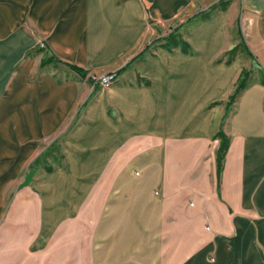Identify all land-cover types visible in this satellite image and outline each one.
<instances>
[{"label":"crops","instance_id":"1","mask_svg":"<svg viewBox=\"0 0 264 264\" xmlns=\"http://www.w3.org/2000/svg\"><path fill=\"white\" fill-rule=\"evenodd\" d=\"M209 1H0L31 11L47 44L0 100L9 145L21 147L0 165V264H264V0H217L205 18ZM240 9L255 57L245 66ZM180 19L188 52L158 40ZM10 36L0 54L14 65L32 43ZM45 55L115 80L102 88L63 64L41 68ZM243 67L251 79L228 106ZM36 139L54 141L3 212L2 186Z\"/></svg>","mask_w":264,"mask_h":264},{"label":"rangeland","instance_id":"2","mask_svg":"<svg viewBox=\"0 0 264 264\" xmlns=\"http://www.w3.org/2000/svg\"><path fill=\"white\" fill-rule=\"evenodd\" d=\"M0 1H2V0H0ZM216 2H217V0H214V1L210 0L209 1L208 6L204 10L208 14L205 18H210L212 15L217 13V11H219L220 9L223 8V6H218V5L214 6L213 4ZM219 2L223 3L224 0H220ZM4 5L5 4L0 3V52H2L3 50H6L5 48L9 44V38L8 37H11L10 34L12 35V32H13V34L25 32V34L28 37L27 39L31 40L32 48L27 50L26 54H24L22 59L20 58L14 65H11V60H14L12 54H9L10 58H9L8 54H0V100L5 99L9 95L7 87H8L9 79L13 75V72L18 71L20 69V67L22 66V64L28 58L35 55L34 53H39V52L43 53V52H46V50H47V44H46L44 36L41 33L40 27L34 25V22L32 21V19H30L31 15H32L31 11L28 12L29 17L28 16L25 17V15H26L25 11L19 10L18 12H16L13 9V11L10 12L9 8L7 6H4ZM10 13H12L11 20H13V21H12L11 25L7 29H5V27H3L4 25H2V24L7 23L4 21V17L5 16L7 17ZM36 13L39 14L40 11H37ZM239 15L241 16V20L239 18L237 20V39L240 40V43L238 45V49L240 50V52L243 56L242 62H243V65L245 66V65H247V62L250 61V59H252V62H253L255 60V57L248 51V48H247V43L249 42V36H248V25H249V23H248V21L245 20L244 11H242L241 9H240ZM181 20L182 19L178 20L177 22L164 24L160 28H158V30H157L158 34L161 35L160 36L161 38L158 40L161 41L162 45L163 44L168 45V42L166 40H163V41H165V42H163L162 39H165L173 31L175 33H177V35L179 36L178 40L183 41L182 37L184 36V33L187 31L188 26H189L188 24H190V23H187L188 21L183 22ZM10 31H11V33L9 34ZM22 45H23V43H22ZM171 47H173V46H171ZM177 48L178 47H176V49ZM250 54L252 55V57L250 56ZM45 57L47 58V57H52V56H46V55L43 56V58H45ZM40 63H41V61H40ZM59 64H63L65 67H67L65 65V63H59ZM49 65H57V64L51 63ZM40 67L43 68L41 65H40ZM81 69H83V68H81ZM68 70L72 71L69 68H68ZM242 70H246L247 72H250V79H251V75H252L253 71L248 67H246V68L243 67ZM72 72L75 73L74 71H72ZM106 74H114V73L88 74V72L86 71V75L84 77H82L80 75L79 76L81 78H88L90 84H92L93 86H97V85L101 86L96 79H98L99 77L106 75ZM235 87H236V85H235ZM102 88H107V87H102ZM71 125L72 124L67 125L68 127H66L64 129V133L68 132L67 130H69L71 128ZM7 136H8L7 124L0 123V162H1L0 165H1V172L3 174L5 172H7L6 170H8L9 165H7V164H9L8 163L9 160H12L14 157H16L17 156L16 154L20 153L19 151L21 148L20 146L16 149L13 147L14 150H18L17 153H14L13 149L9 145V140H8L9 138ZM53 141L54 140H51V139H43V140L36 139V140H34V143H35L36 147L38 148V151L32 155L31 160H29L25 164H23L21 169H18V171L13 175V177L11 176V179H14L13 183H12V181L11 182L8 181L4 186H2L1 194L5 195V199H4V203H3V207H2L3 212L7 210L8 205L12 201L14 194L19 189L30 184L29 183L31 180L30 178L37 172L38 167H39V161H40L39 158L41 156L40 153L44 152L47 148H49L52 145ZM14 155H16V156H14Z\"/></svg>","mask_w":264,"mask_h":264},{"label":"trees","instance_id":"3","mask_svg":"<svg viewBox=\"0 0 264 264\" xmlns=\"http://www.w3.org/2000/svg\"><path fill=\"white\" fill-rule=\"evenodd\" d=\"M195 17V16H194ZM179 36L177 35V33H175L174 31L171 32L165 39L168 42V45L173 46V47H179L181 49L182 52H188L189 50V46L187 43H185L182 40H178ZM250 56L252 57V55L250 54ZM51 63L54 64H59L61 63L58 59L54 58V57H45L41 60L40 65L42 67H45ZM65 65L71 69L72 71H74L76 74L84 77L86 75V71L79 68L78 66L75 65H71V64H66ZM250 80V72H247L246 70H241L240 75L237 79L236 82V87L235 90L233 92V94L230 96L229 98V102H228V106L231 105L236 96L247 86L248 82ZM216 138L219 139V148L217 151V156H216V163H217V180L219 182L220 180V175L223 169V160L224 157L226 155V152L228 150V141L226 136L223 134L222 131L218 132L216 135Z\"/></svg>","mask_w":264,"mask_h":264},{"label":"built area","instance_id":"4","mask_svg":"<svg viewBox=\"0 0 264 264\" xmlns=\"http://www.w3.org/2000/svg\"><path fill=\"white\" fill-rule=\"evenodd\" d=\"M98 81V83L102 86V87H108L110 86L113 81L115 80V75L114 74H106L103 75L101 77H99L98 79H96Z\"/></svg>","mask_w":264,"mask_h":264},{"label":"bare ground","instance_id":"5","mask_svg":"<svg viewBox=\"0 0 264 264\" xmlns=\"http://www.w3.org/2000/svg\"><path fill=\"white\" fill-rule=\"evenodd\" d=\"M258 11V10H257Z\"/></svg>","mask_w":264,"mask_h":264}]
</instances>
